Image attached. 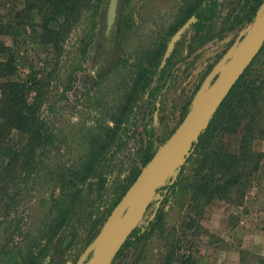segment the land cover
Masks as SVG:
<instances>
[{"label": "rangeland", "instance_id": "1", "mask_svg": "<svg viewBox=\"0 0 264 264\" xmlns=\"http://www.w3.org/2000/svg\"><path fill=\"white\" fill-rule=\"evenodd\" d=\"M209 1L122 0L119 58L92 79L89 71L99 54L101 10L98 16L84 11L63 38L57 74L41 108L42 118L60 139L58 148L50 152L51 164H75L87 147L83 134L98 126L113 129L114 138L80 185L65 224L35 264L76 263L128 187L132 172L142 167L144 148L149 146L152 155L167 140L197 93L230 56L263 0H215L213 13H204L197 25H189L165 53L171 34L187 13L205 11ZM32 2L37 6V0H0V23L10 26L0 31L5 46L0 60L12 55V80L24 81L30 75L43 79L55 60L52 46L40 40L42 13L30 6ZM255 66L264 68V49ZM241 132L242 126L225 138L229 151L237 150ZM253 149L261 157L242 198L235 203L213 199L204 207L201 228L196 230L179 228L187 195L177 186L172 193L162 194L160 189L172 183L182 167L183 174L188 172L186 158L173 179V173L168 174L153 190L135 224L142 225L160 210L162 231L156 229L143 244L119 251L127 235L107 264H131L138 256L139 264H164L175 239L176 254H188L197 264H264V134L253 141ZM51 191L58 192L44 179H36L33 189L20 199L17 216L22 234L43 222ZM86 258L80 264H86Z\"/></svg>", "mask_w": 264, "mask_h": 264}, {"label": "trees", "instance_id": "2", "mask_svg": "<svg viewBox=\"0 0 264 264\" xmlns=\"http://www.w3.org/2000/svg\"><path fill=\"white\" fill-rule=\"evenodd\" d=\"M105 0H37L30 6L42 13L40 40L50 44L55 60L45 77L28 76L24 81L12 80L15 66L10 53L0 60V264H35L45 247L65 224L80 191V185L93 169L99 156L114 138V130L106 126L87 131L83 138L87 147L71 166L51 164L49 155L58 148L57 133L41 115L48 98L51 82L57 74V58L61 42L84 11L98 16ZM215 0H210L205 11L195 13L197 25L204 13L211 15ZM101 13V12H100ZM194 13L189 11L187 14ZM101 15V14H100ZM187 15V16H188ZM186 16V17H187ZM100 16V27H102ZM252 21V17L249 19ZM8 24L0 23V31ZM82 48V53L85 50ZM258 53L243 70L222 99L207 127L192 143L187 156L189 169L181 168L176 179L160 187L161 193H172L175 186L187 195L180 229H199V220L205 206L213 199L235 203L242 198L250 177L257 171L261 157L253 149V141L264 134V68L256 69ZM5 46L0 43V52ZM242 126L237 150L227 149L225 138ZM15 134V136H13ZM151 156L146 146L140 158L143 166ZM138 169L128 179L132 182ZM36 179H44L51 191L43 222L32 232L21 233V218L17 216L19 201L33 189ZM101 184V181H100ZM163 213L158 210L153 218L133 227L119 251L143 242L156 229L161 230ZM194 230V231H195ZM162 231V230H161ZM195 233V232H194ZM22 234L20 238L19 235ZM65 244V241L62 242ZM177 239L164 257V264H197L188 254H176ZM140 256L131 264H139Z\"/></svg>", "mask_w": 264, "mask_h": 264}, {"label": "water", "instance_id": "3", "mask_svg": "<svg viewBox=\"0 0 264 264\" xmlns=\"http://www.w3.org/2000/svg\"><path fill=\"white\" fill-rule=\"evenodd\" d=\"M105 0L101 10V23L97 32V42L100 51H105L101 40V31L107 36L111 31L116 38L117 20L119 18L121 1ZM194 21L190 16L170 37L165 53H167L180 34ZM264 42V0L256 10L245 33L236 43L230 56L225 60L208 85L201 89L193 99L190 107L170 133L167 140L159 146L139 169L109 213L106 215L97 232L78 256L75 264L87 256L86 264H107L130 230L144 212L153 190L160 181L170 173L172 179L180 166L186 160L191 145L197 136L207 127L216 108L225 97L231 86L258 53ZM115 56L110 60L95 63L89 71L90 79L108 69ZM130 215V216H129ZM130 217V220L128 219ZM129 220V221H128Z\"/></svg>", "mask_w": 264, "mask_h": 264}, {"label": "flooded vegetation", "instance_id": "4", "mask_svg": "<svg viewBox=\"0 0 264 264\" xmlns=\"http://www.w3.org/2000/svg\"><path fill=\"white\" fill-rule=\"evenodd\" d=\"M119 1L120 0H117L116 1V7L119 5ZM205 1V0H204ZM202 10H204V9H200V10H198V11H196L195 10V12L194 13H192V14H190V15H188L187 16V18L186 19H188L190 16H193L194 17V21L193 22H191L189 25H191V24H193L195 21H196V19H197V16L195 15V13H197V12H200V11H202ZM120 19H121V16H120V13H119V18H118V20H117V28H116V38L114 39L113 37H112V35L110 34L111 33V31L109 32V34L107 35V36H105L104 35V33H103V31H101V33H100V35H101V40H102V42H104V44H105V51L102 53L101 51H100V48H101V45L98 43V47H99V50H98V56H97V58H96V62L95 63H99L100 61H106V59L108 60H110V58L112 57V56H115L114 57V59H113V61H112V63L110 64V66L108 67V68H111L112 66H113V64H114V62H116L117 61V59L119 58L118 56H116V52H118V50H119V43H118V38H119V26H120ZM185 19V20H186ZM185 20L182 22V23H184L185 22ZM182 23L176 28V30L182 25ZM102 28H104V23L102 24ZM175 30V31H176ZM174 31V32H175ZM173 32V33H174ZM172 33V34H173ZM172 34H171V36H172ZM181 35V34H180ZM170 36V37H171ZM179 38V37H178ZM170 39V38H169ZM169 41V40H168ZM176 42V41H175ZM174 42V43H175ZM168 43V42H167ZM173 43V44H174ZM165 49H166V47H165Z\"/></svg>", "mask_w": 264, "mask_h": 264}, {"label": "bare ground", "instance_id": "5", "mask_svg": "<svg viewBox=\"0 0 264 264\" xmlns=\"http://www.w3.org/2000/svg\"><path fill=\"white\" fill-rule=\"evenodd\" d=\"M130 216V215H129ZM128 219H129V217H128ZM129 221V220H128ZM88 264V263H87Z\"/></svg>", "mask_w": 264, "mask_h": 264}]
</instances>
